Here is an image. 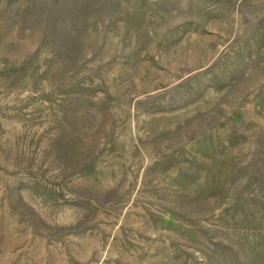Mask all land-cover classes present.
<instances>
[{"label":"rangeland","instance_id":"374dc122","mask_svg":"<svg viewBox=\"0 0 264 264\" xmlns=\"http://www.w3.org/2000/svg\"><path fill=\"white\" fill-rule=\"evenodd\" d=\"M0 264H264V0H0Z\"/></svg>","mask_w":264,"mask_h":264}]
</instances>
